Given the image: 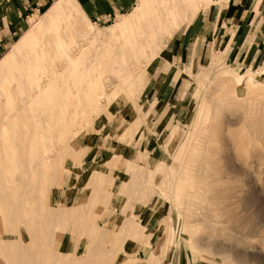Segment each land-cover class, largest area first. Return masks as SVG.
Masks as SVG:
<instances>
[{"label":"rangeland","instance_id":"374dc122","mask_svg":"<svg viewBox=\"0 0 264 264\" xmlns=\"http://www.w3.org/2000/svg\"><path fill=\"white\" fill-rule=\"evenodd\" d=\"M194 1L26 14L0 55V264H264V44L171 59L232 0Z\"/></svg>","mask_w":264,"mask_h":264},{"label":"crops","instance_id":"0c3cea01","mask_svg":"<svg viewBox=\"0 0 264 264\" xmlns=\"http://www.w3.org/2000/svg\"><path fill=\"white\" fill-rule=\"evenodd\" d=\"M49 1L51 0H0V55L4 53L9 44L13 43L11 47L14 46L24 36L25 30L13 42L14 36L23 29L24 18L28 17L26 14L39 11V8H43ZM75 1L90 20L116 18L117 15L132 9L137 2V0ZM207 1L209 3L212 0ZM201 2L202 0L194 1L196 4ZM54 9L52 8L51 11ZM48 10L49 8L45 12ZM256 10L257 7L253 3L247 7L246 0L222 3L211 20L203 24L201 34L188 31V33L180 34V38L175 42L176 47L170 55L171 59H176L178 62L188 59L194 51V46L197 48L196 53H199V48L202 50L204 47L205 51H210L211 47H214L224 53L226 60L241 57L246 59L252 52L257 53L264 44V16L263 14L256 15ZM171 66L175 68L177 64L172 63ZM94 90L95 87H91V91ZM157 92H160L159 86ZM169 97L166 90H163L160 100L149 99V106H155L153 101L162 104V107L165 106L164 104L168 106ZM158 256L159 254L152 252L151 260L148 261L152 263L153 258Z\"/></svg>","mask_w":264,"mask_h":264},{"label":"bare ground","instance_id":"6f19581e","mask_svg":"<svg viewBox=\"0 0 264 264\" xmlns=\"http://www.w3.org/2000/svg\"><path fill=\"white\" fill-rule=\"evenodd\" d=\"M30 28H31V27H29V29H30ZM23 44H24V40L21 38V39L19 40V42L16 44V46L13 48V50H14V51L19 50V48H20L21 46H23ZM10 55H11V54H10ZM24 68H25V67H24ZM25 69H26V68H25ZM25 71H26V70H25ZM14 72H15V71H14ZM27 72H28V71H27ZM25 74H26V73H25ZM25 74H24V75H25ZM24 75H23V76H24ZM41 75L44 77V79L47 80L46 83H47L48 85H49L50 82L56 80V79H55V78H56L55 75H54L52 78H47V77H45V73H42ZM15 76L17 77V75H15ZM23 76H22V77H23ZM19 77H20V76H19ZM20 78H21V77H20ZM18 79H19V78H18ZM23 79H24V78H23ZM15 80H16L15 82H16V86H17V88L20 87V86H21V81H20V80L17 81L16 78H15ZM21 80H22V79H21ZM24 82H25V81H24ZM47 84H45L44 87H46ZM10 85H11V84H10ZM23 85H24V84H23ZM48 85H47V86H48ZM21 88H22V87H21ZM14 91H15V90H14ZM40 92H41V91H40ZM40 92H39V94H40ZM0 94H1V93H0ZM28 104H29V102H28ZM30 104H31V103H30ZM18 110H19V108H16V113H18V112H17ZM16 113H15V114H16ZM15 114H12V116L9 117V119H7V120H9V121L12 120L13 117L15 116ZM7 120L4 121V123H3V127H5V128H6V126H7V125L5 126V124H6V123H7V124L10 123V122H8ZM115 232H116V231H115ZM85 256H86V253H85V255H83L82 257H85Z\"/></svg>","mask_w":264,"mask_h":264},{"label":"built area","instance_id":"2783aa9c","mask_svg":"<svg viewBox=\"0 0 264 264\" xmlns=\"http://www.w3.org/2000/svg\"><path fill=\"white\" fill-rule=\"evenodd\" d=\"M108 21H109V19H106V20H104L103 22H105V23H106V22H108Z\"/></svg>","mask_w":264,"mask_h":264}]
</instances>
